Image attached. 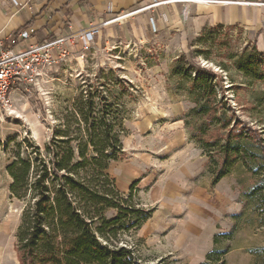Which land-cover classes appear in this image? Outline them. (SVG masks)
I'll use <instances>...</instances> for the list:
<instances>
[{
  "label": "rangeland",
  "instance_id": "374dc122",
  "mask_svg": "<svg viewBox=\"0 0 264 264\" xmlns=\"http://www.w3.org/2000/svg\"><path fill=\"white\" fill-rule=\"evenodd\" d=\"M186 11L181 24L160 14L149 38L134 42L100 25L102 38L89 42L88 54L75 52L46 78L68 86H43L50 107L41 81L12 95L0 112V264H20L18 232L30 200L24 195H31L12 192L10 165L18 156L34 159L36 147L44 153L65 129L76 150L90 112L117 123L123 153L108 174L123 207L140 211L122 219L115 237H99L103 244L133 251L139 264H264V23L201 29ZM202 71L216 74L217 102L225 104L219 112L232 125L239 121V143L254 154L217 183L198 140L207 121L194 115L203 102L194 83ZM118 216L104 211L106 221Z\"/></svg>",
  "mask_w": 264,
  "mask_h": 264
},
{
  "label": "trees",
  "instance_id": "16d2710c",
  "mask_svg": "<svg viewBox=\"0 0 264 264\" xmlns=\"http://www.w3.org/2000/svg\"><path fill=\"white\" fill-rule=\"evenodd\" d=\"M216 79V74L202 71L194 80L203 101L194 115L207 121L199 127L198 140L211 159L215 183L240 161L254 159L239 143V121L232 125L219 112L225 104L217 102ZM91 115L82 119L86 138L77 140L76 150L69 146L75 139L65 129L57 133L62 139H54L44 153L36 147L34 159L18 156L9 167L12 192L18 197L19 191L31 194L24 195L30 200L18 232L20 264H139L133 251L103 244L99 238L110 240V234L123 228L120 223L127 214L140 211L123 207L126 201L116 193L108 174L110 162L123 153L117 123L109 116L98 122ZM249 131L259 136L257 131ZM107 209L118 210L120 216L106 221Z\"/></svg>",
  "mask_w": 264,
  "mask_h": 264
},
{
  "label": "crops",
  "instance_id": "0c3cea01",
  "mask_svg": "<svg viewBox=\"0 0 264 264\" xmlns=\"http://www.w3.org/2000/svg\"><path fill=\"white\" fill-rule=\"evenodd\" d=\"M19 6L15 7L9 0H0V38L4 46H14L24 40L26 44L43 42L52 36H68L80 30L90 29L104 25L113 17L129 13L140 7L151 5L162 0H17ZM248 2L264 0H246ZM35 7L44 16L45 12H52L53 19L45 16L33 18L29 7ZM185 14H192V20L199 19L203 22L202 28L216 26H243L248 24L264 23V5L247 7L244 5H216V4H173L161 5L152 8L149 13L139 14L132 18H125L119 22L104 25L112 37L122 41H135L148 39L150 36L151 20H158L160 14L167 18V24H181L188 20ZM63 10L68 15V23L60 20L58 11ZM251 16V18H250ZM126 17V16H125ZM128 17V16H127ZM124 18V17H123ZM174 18V20H173ZM155 22V21H154ZM165 21H161V23ZM102 27L92 42L102 37ZM116 39V40H119ZM74 41L77 43L79 37ZM70 44H73L70 42Z\"/></svg>",
  "mask_w": 264,
  "mask_h": 264
},
{
  "label": "built area",
  "instance_id": "2783aa9c",
  "mask_svg": "<svg viewBox=\"0 0 264 264\" xmlns=\"http://www.w3.org/2000/svg\"><path fill=\"white\" fill-rule=\"evenodd\" d=\"M15 7L19 6L17 0H9ZM69 1V0H68ZM216 4V5H244L247 7L264 5L262 2H248L246 0H162L156 1L151 5H146L133 10L129 13L116 17L104 25L112 22H119L123 17L132 18L143 12L150 11L154 7L173 4ZM1 8L4 9L2 5ZM33 18L42 17V13L35 7H29ZM58 16L63 23H68V15L63 10L58 11ZM44 16L48 20L53 19L52 12H45ZM43 16V17H44ZM251 18V16H250ZM152 19L153 26H156ZM101 28L91 27L90 29L80 30L77 33H70L68 36H52L49 39L35 43L26 44L24 40L14 46H4L0 38V112L5 111L12 101V95L17 94L22 88L35 86L38 78L50 76L60 70L61 64H64L69 57L74 56L75 52H80L83 58L88 54L89 42L94 40L99 34ZM78 36L76 43L74 38ZM73 43V44H70Z\"/></svg>",
  "mask_w": 264,
  "mask_h": 264
},
{
  "label": "bare ground",
  "instance_id": "6f19581e",
  "mask_svg": "<svg viewBox=\"0 0 264 264\" xmlns=\"http://www.w3.org/2000/svg\"><path fill=\"white\" fill-rule=\"evenodd\" d=\"M254 7H258L257 5L256 6H254ZM125 18H128L127 16L126 17H124L123 19H125ZM68 65L72 68V71H71V75H70V78H72L73 80H78L82 75H77V73L79 72V71H77L76 72V65H74L73 63H72V61H69L68 62ZM51 76V75H50ZM50 76H42V77H40V78H38L37 79V81H36V84L39 82V81H41L42 82V80H44L42 83L41 82H39V84H38V87L41 89V91H42V97L44 98V97H46V101L48 102V105H49V107H50V104H51V102H50V97H49V94H47V93H45V92H47L46 90H45V86H49V87H57V84H56V82H58L60 85V87H59V89H65V88H67L68 86H67V84L66 83H63V82H60V80H52V81H47V79L46 78H49ZM35 84V85H36ZM44 86V87H43ZM58 88V87H57ZM9 107V106H8ZM37 135V134H36Z\"/></svg>",
  "mask_w": 264,
  "mask_h": 264
}]
</instances>
